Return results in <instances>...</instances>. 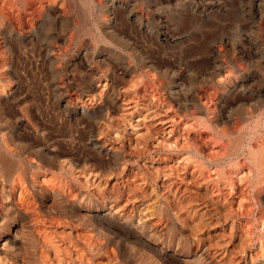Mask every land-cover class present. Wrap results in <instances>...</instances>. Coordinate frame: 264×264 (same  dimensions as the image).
Here are the masks:
<instances>
[{
	"label": "bare ground",
	"instance_id": "bare-ground-1",
	"mask_svg": "<svg viewBox=\"0 0 264 264\" xmlns=\"http://www.w3.org/2000/svg\"><path fill=\"white\" fill-rule=\"evenodd\" d=\"M67 1L70 15L83 10L71 22L81 34L88 0H0V264H264V141H252V123L249 139L233 137L220 105L230 84L215 103L195 93L180 102L162 81L169 58L143 53L100 3L91 35L114 48L67 66L72 94L32 90L26 47L50 39L39 70L56 80ZM188 106L194 125L167 121L172 110L186 118Z\"/></svg>",
	"mask_w": 264,
	"mask_h": 264
},
{
	"label": "rangeland",
	"instance_id": "rangeland-1",
	"mask_svg": "<svg viewBox=\"0 0 264 264\" xmlns=\"http://www.w3.org/2000/svg\"><path fill=\"white\" fill-rule=\"evenodd\" d=\"M106 1L88 0L91 8L90 15L86 26L82 30L80 28L81 34L78 35H76L78 33L76 31L77 28L75 29L72 23H76L78 20L77 14H81L83 10L76 8V14L70 15L69 2L67 1L68 4L65 3L67 8L63 6L62 12L68 15V17L65 15V18H68L69 21L63 26L60 20H57L55 27L56 35L54 38L57 40L55 41V46L58 50L59 60L55 62L56 65L52 67V70L56 74V80L52 81L48 68L44 67L41 71L39 70L40 63H45L44 48L49 44L50 39L42 40L41 45H38V43L27 45L25 57L28 61L25 60L26 65L33 70H37L36 74H34L35 83L38 87L35 89L34 85L28 82L29 85L31 84L33 91L50 93L51 89L56 88L57 90L59 87L64 91L67 90L68 94H72L74 90L70 87L73 84L71 81L69 82L71 73H67V66L70 68L68 70L72 71L74 63L77 64L82 62L81 60L84 61V54L89 53L90 59H92L94 58L93 55H95V58L100 56L101 49L106 48L104 46L109 49L114 48V46H110L112 44L108 43L105 38L102 41H95L91 35L93 33V23L96 20L95 17L99 14L98 5L100 3L105 5L106 3L109 10L115 11L116 18L113 21V25L117 32L124 36L126 35L132 43H138V45H135H140L138 49L142 50L143 53L153 54L152 56L156 58L159 55H166L169 58L170 61L167 62L166 67L168 73L162 81L173 84L175 91H181L178 92V95L176 94L180 102H189V98L194 93L207 94V97L211 96L210 99L215 96L219 98L218 95L222 91L221 88H225L230 84V88H233V90L229 95H226L224 100L222 99L221 103H226L220 105H223L225 109L227 108L226 111L228 113L226 112L225 115L231 118H229L231 120L229 126L237 128L235 130L237 133L235 132L233 137L242 134L245 135L246 139H249L250 131L254 129L252 127L253 124L254 126L256 125V128L251 134L252 141H264V105L263 107L261 106L264 104V0H185L186 2L184 0H121L123 6L117 9ZM76 5L79 7L78 2ZM32 7L31 11L33 14H38L39 5L36 4L35 6L34 4ZM132 14L141 17V27H138L136 23L131 24L133 20ZM90 16H92V19ZM42 18L40 20L43 21ZM56 32H59V34ZM164 35L171 38L167 41L168 43H165V46L163 45L164 43H160L162 41L159 42L157 40L158 37L161 38ZM56 36L58 37L57 39ZM63 38H65V43L62 41ZM117 48L115 49L119 57L121 58L122 55L125 57L124 54L126 52L119 47ZM126 61L129 62L128 60ZM35 65L37 68H35ZM116 73L117 75H122L120 69ZM74 79L78 84L79 77L75 76ZM130 79V77H125L126 81ZM159 94L163 95L162 92ZM147 95L145 94L144 98L149 101L150 97ZM216 97L211 99L212 102L215 103L217 101ZM167 102H170L169 104L173 106L171 99L168 98ZM189 106L186 118L178 116L174 112L175 110H172L173 112L170 111L167 114V121L172 116L182 128L194 125L197 120L193 121L196 114L194 109ZM161 116L165 118L164 115ZM163 123H166V121ZM239 124L240 126H237ZM168 125L157 122L155 124L157 128ZM258 133H261V135Z\"/></svg>",
	"mask_w": 264,
	"mask_h": 264
}]
</instances>
